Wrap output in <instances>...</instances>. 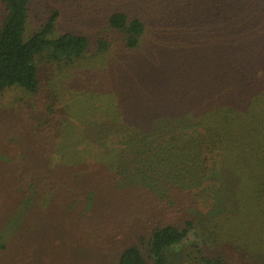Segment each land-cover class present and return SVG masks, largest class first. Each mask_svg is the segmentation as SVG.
<instances>
[{
  "label": "trees",
  "instance_id": "trees-1",
  "mask_svg": "<svg viewBox=\"0 0 264 264\" xmlns=\"http://www.w3.org/2000/svg\"><path fill=\"white\" fill-rule=\"evenodd\" d=\"M99 1L89 36L0 0V239L54 209L116 264H264V0Z\"/></svg>",
  "mask_w": 264,
  "mask_h": 264
},
{
  "label": "rangeland",
  "instance_id": "rangeland-1",
  "mask_svg": "<svg viewBox=\"0 0 264 264\" xmlns=\"http://www.w3.org/2000/svg\"><path fill=\"white\" fill-rule=\"evenodd\" d=\"M31 2L29 32L44 21L48 11L46 6L49 5L59 7L62 12L57 30L83 32L92 36L95 31L93 16L98 21L100 16L97 10H104V5L99 0H31ZM96 25L99 28L98 22ZM19 94L18 90H9L0 99L7 102ZM2 113L0 110V115ZM0 127L2 130L0 135L8 133V127L4 123L0 124ZM12 130L15 132L14 128ZM3 156L4 152L0 149V163L4 161ZM71 221L69 212L41 210L35 223L29 225V230L23 231L21 237L18 236L19 239L17 236L8 238L7 235L0 239V264H116L128 232L120 239L122 241L119 245L116 246L109 241L106 246L105 237H100L98 243L91 230L83 231L79 227L77 229ZM194 248V242L189 241L187 246L172 248L170 257L176 263L187 264L186 259L197 256L193 252Z\"/></svg>",
  "mask_w": 264,
  "mask_h": 264
}]
</instances>
